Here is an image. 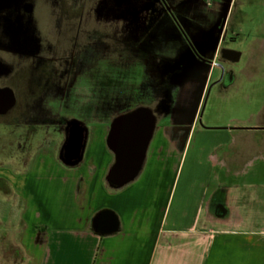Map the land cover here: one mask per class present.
<instances>
[{
    "label": "crops",
    "instance_id": "crops-1",
    "mask_svg": "<svg viewBox=\"0 0 264 264\" xmlns=\"http://www.w3.org/2000/svg\"><path fill=\"white\" fill-rule=\"evenodd\" d=\"M235 1L184 0L177 12L184 18L196 14L212 20L206 33L200 37L194 33L193 38L202 43L198 50H210L197 67L209 71L213 68L214 78L222 70L216 64L220 30L230 42L242 35L246 49L240 59L247 56L244 68L234 72L235 66L231 68L226 63L223 67L252 84L256 77L264 76V20L256 22L248 16L252 27L244 29L245 11L256 0ZM234 9L238 15L231 25L226 24ZM41 15L48 16L49 12L38 10L35 16ZM192 61L194 55L189 54L184 59L185 66ZM250 64L253 73L245 68ZM235 99L244 106V117L231 118L233 124L216 129L219 139L210 143L200 139L210 129H197L196 113L190 123L156 125V144L146 153L141 171L118 190L110 189L105 180L113 155L104 138L95 140L87 135L78 164L65 165L60 160L68 123L82 124L76 119L68 120L62 126L63 133L57 131L56 149L53 145V151L47 154L38 152L26 171L11 173V179H17L19 184L5 178L12 184L13 194L22 199L18 222L24 231L19 243L28 264H264V167L255 165L256 161L264 163V99ZM15 104L12 90L0 92L2 133L16 126L8 119L15 112ZM18 126L31 131L36 127L32 123ZM48 127L53 131L52 126ZM195 133L199 139L191 157L192 169L181 178L175 153L182 151ZM219 150L221 156L216 154ZM202 154L204 170H200ZM35 163H42L44 168L50 165L51 171L32 179V192L30 178H23L32 172ZM217 165L218 172L210 171ZM104 210L113 213L118 221L117 230L107 235L92 229L94 216Z\"/></svg>",
    "mask_w": 264,
    "mask_h": 264
},
{
    "label": "rangeland",
    "instance_id": "rangeland-1",
    "mask_svg": "<svg viewBox=\"0 0 264 264\" xmlns=\"http://www.w3.org/2000/svg\"><path fill=\"white\" fill-rule=\"evenodd\" d=\"M181 1L184 0H48L37 4L39 10L62 12L52 18H31L33 21L10 12L12 22L4 25L6 30L0 34V62L3 71L12 76L10 82L0 79V92L13 89L15 112L8 119L16 126L0 131L4 135L0 143V264H28L19 243L24 231L18 222L22 199L12 191V184L19 183L10 175L26 171L38 152L47 154L53 151V145L56 149L57 131L63 133L62 126L68 120L81 121L88 138L98 140L106 138L116 116L138 107L150 109L156 125L190 123L196 113L197 129H210L200 139L210 143L219 139L216 129L233 124L231 118L244 117V106L240 98L235 99L237 96L244 100L246 96L264 99L263 75L249 84L235 73L233 82L211 86L213 68L209 71L197 67L210 50H198L202 43L194 42L193 34L200 37L206 33L212 20L196 14L180 16L177 8ZM263 4L264 0H256L246 9L244 29L252 27L248 16L256 22L264 20ZM237 15L234 9L226 24L231 25ZM228 38L224 32L221 34L219 53L227 47L240 53L246 49L242 35L236 42ZM189 54L195 61L185 66L184 59ZM246 61L245 54L238 63H227L220 56L217 59L231 68L235 66L234 72ZM249 66L246 70L253 73L252 64ZM30 123L36 126L32 131L18 126ZM155 138L147 154L156 144ZM197 139V133L191 135L184 149L175 153L181 178L192 169ZM216 154L221 156L222 152ZM204 156L201 155L200 170L206 168ZM36 164L23 178H30L32 192V179L51 171L50 165L44 168L42 163ZM255 165L264 167L259 161ZM219 168L217 165L210 171L218 172ZM245 168L250 170L251 166Z\"/></svg>",
    "mask_w": 264,
    "mask_h": 264
},
{
    "label": "water",
    "instance_id": "water-1",
    "mask_svg": "<svg viewBox=\"0 0 264 264\" xmlns=\"http://www.w3.org/2000/svg\"><path fill=\"white\" fill-rule=\"evenodd\" d=\"M220 53L223 58L233 63L238 62L241 55L240 52L229 49H223ZM155 127L156 119L146 107H138L116 116L111 121L105 138L106 147L113 155V163L105 178L110 189L118 190L138 176ZM65 134L59 158L65 165L78 164L86 142V127L78 121H71L65 129ZM117 228V218L110 211H100L92 220V229L101 235L114 233Z\"/></svg>",
    "mask_w": 264,
    "mask_h": 264
},
{
    "label": "flooded vegetation",
    "instance_id": "flooded-vegetation-1",
    "mask_svg": "<svg viewBox=\"0 0 264 264\" xmlns=\"http://www.w3.org/2000/svg\"><path fill=\"white\" fill-rule=\"evenodd\" d=\"M45 3L48 2V0H0V34H4L5 32V26L7 23L12 22V16H10V12H16L17 14L21 15L23 17V20L34 19L36 18V12L39 10V7H37L38 3ZM50 2L57 3L58 0H50ZM62 12V10H58L57 12H49V17H55L54 15L57 13ZM67 13V11L65 10ZM29 16V17H28ZM31 19V20H32ZM33 21V20H32ZM219 33H223L221 30ZM221 36V35H220ZM227 49V48H226ZM220 56L222 60H225V62L229 63L231 61L225 59L222 57V54L219 53L217 58ZM237 63V62H236ZM217 67L219 66L222 70L220 75L217 78H214L212 81L211 86H224L227 85L228 82H232L234 79L233 77V71L231 69L224 68V64L221 62H216ZM4 65L0 62V79L7 78L8 82H10V78L12 75H9L3 71ZM3 71V72H2ZM11 90H13L11 87H9ZM13 92V91H12ZM14 94V92H13Z\"/></svg>",
    "mask_w": 264,
    "mask_h": 264
}]
</instances>
